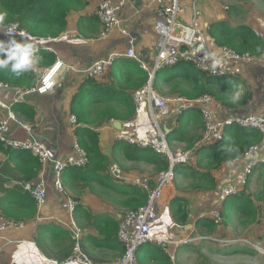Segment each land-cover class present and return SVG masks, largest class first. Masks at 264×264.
<instances>
[{"label":"crops","instance_id":"obj_1","mask_svg":"<svg viewBox=\"0 0 264 264\" xmlns=\"http://www.w3.org/2000/svg\"><path fill=\"white\" fill-rule=\"evenodd\" d=\"M100 1L101 0H88L87 5L83 9L73 11L69 14L66 29L59 36L55 37V40L52 42L53 51L41 50L43 51V54L49 55L53 59L51 63L45 64L44 61H46V59L41 58L40 60L38 58V55L41 51L36 54L34 64L40 69V71L51 67L57 61L61 63V66L54 78L56 86L53 88V90L43 94L34 92L25 95L19 101V103H26L31 106L35 110V115L31 119H28L24 116H15L19 121L31 127L33 131L32 135L35 136V138L44 141L54 157L64 158L67 156L71 152L74 140H77L75 136L76 122L75 124H72L69 120V117L72 115L70 113L69 104L73 94L77 91L81 82L87 78L84 76L81 70L85 69L89 63L95 59L104 57L108 53L114 51L120 55L126 48V39L117 30L112 31L106 38H101L100 23L98 24V31L94 33H85L78 30V19L81 16L96 15V9ZM159 3L160 0H141L140 3L131 0H125V3L120 11L121 25L127 28L131 33L136 34L138 37L137 49L150 51L152 54L154 51L156 38L153 28L156 17L155 9ZM184 3L185 8L183 12L186 14L190 13L192 24L186 23V16L184 14L182 15L183 18H180L181 20L178 22L182 25H189L195 29L196 37L194 38L192 50L200 52L209 58L211 57L213 59L210 60L212 66L226 69L227 75L230 74L234 77H237L238 79V83L232 84V87L230 86V90H225L223 92V97L225 99L224 102H220L219 100L212 98L211 104L209 105L210 110L219 119L244 114L261 115L264 117V50L260 55H252V60L250 62L233 61L231 59H228L224 62L220 61L219 59L215 61V57H220V46H218L214 39L210 36L209 26L211 23L217 21L231 23V15L229 11L220 0H197L195 2V10L191 7V1L189 3L188 0H185ZM186 11H188V13ZM231 24L233 25V23ZM246 24L251 26L258 36L264 38L263 21H251ZM2 25L4 24L0 23V37L3 33ZM23 42L26 43V41ZM29 44L32 43L30 42ZM118 58L129 59L122 55L118 56L116 59ZM136 64L140 68L138 63ZM108 69L101 77L97 78L98 81L103 83L112 82ZM240 85H246L248 88H236V86ZM164 88L165 87L163 85V89ZM168 89L169 86L167 87L166 91H168ZM12 94V91L0 89V96L7 102H10ZM247 94L248 98H246ZM133 95L134 93L132 96ZM165 95L171 94L166 93ZM172 95H177V93ZM144 110L147 114L143 113V115L139 116L138 112L137 119L131 128L121 130L140 139H144L146 134L151 130L149 113L146 109ZM199 113V110L196 107H193L181 113V117L175 118L171 122L170 126L172 128L177 127L184 117H189V119L185 120V130L186 137L191 140V144L188 145L186 140H180L179 138L169 140L167 137L169 145H173L171 146L172 148H180L177 147L179 145L189 148L195 143L197 139L201 137L203 124L199 123L200 125H198L192 120V116L194 118ZM6 116L7 112L0 108V120ZM135 116L136 114L133 116V118ZM113 121H115V119L107 121L96 128L99 134L98 137L100 150L108 157L110 164L115 163V158L123 157L120 162L121 164H124V166L125 164L131 163H144L153 167L152 164H148L146 162H135L128 160L123 156L121 151H118L116 154L113 153V143L118 139L117 135L121 131L113 126ZM122 122L123 121H121V123ZM9 126L10 133L13 137L27 138L29 136L17 123L11 121ZM170 126H168V130L171 128ZM231 126H228L224 130L223 136ZM259 132L262 134V140L256 144L258 145V151L254 156L264 155V133L261 131ZM196 160L197 156L195 155L193 157V166L195 165ZM244 162V153L240 158L223 161V163L213 171L217 186L212 191H188L189 194H187L186 192L182 191L180 186L176 188L172 183L173 181L169 182V185L163 189L162 197L158 205L160 214H164L166 216L160 219L158 223H156L157 221L155 222L156 225L166 226L165 233L168 234L166 238L172 239L175 238L176 235L187 233L188 230L184 227L188 228L192 226L193 229L190 227L191 231H199L195 225L197 219L201 217H210L208 216V212L205 213L195 210V199L193 200L192 211L189 197L192 196V194L195 197L197 196V198H201L203 193L213 194L214 204L217 201L219 188L224 184L230 183L236 178ZM0 165V197L7 189L17 188L18 186L22 189V183L25 182L20 181V175L16 170H14L15 165L8 159V156L2 152H0ZM263 166L264 162L260 163L255 168L247 183V185L250 183L253 176H259L258 180L260 183V188L256 192L257 194L263 187L264 169L259 170V168ZM40 170L41 166L37 172V175L26 182L35 181ZM124 173L126 177L141 176L138 174L129 173L127 171ZM153 173L154 174L149 178L151 185H154V180L158 171L155 169V172ZM45 174L47 180L48 197L42 207L39 208L36 204V212L32 218L25 220L15 218L13 216L6 217L0 208L1 217L24 223L23 227L6 228L0 230V264H52L50 261L51 259H55L57 261L64 259L68 256L67 254H69V252L66 254L67 256L65 255L63 258H60L61 255L58 256L59 251L52 246L53 241L51 240V233L56 234V232H59V228H63L68 231L66 224L69 222V219H74L75 223L82 229V239L86 236L92 237L98 235L97 230L91 225L92 222L87 220L85 216L77 213V206L94 214L109 215L112 218V221L117 223L118 228L119 216L122 215L121 212L123 210L132 209L125 207L123 204L122 201L124 196L121 193V189L130 186L138 187L137 185L125 180H116L109 173V181L107 182L108 184L110 183L109 186H104L102 184V182L105 180L103 178L97 179L98 181H92L89 186H84L82 185V181H78L76 183L75 189L73 190L69 189L67 178H63L61 175L64 192L60 194L52 187V171L50 167H45ZM188 179L189 178L182 176L181 180ZM247 185L245 187H247ZM138 188L145 193V191L140 187ZM175 196H183L188 199L189 206L187 211L189 214V219L185 225L177 224L169 212V207H167V205L169 206V201H171V199ZM65 197H70L75 201L74 211L69 212L68 210L62 208L61 201ZM260 202L264 203L263 201ZM257 205H259V203ZM262 207H264V205ZM235 216H237V214ZM234 217L232 219H234ZM191 218H193V220H191ZM40 224H42L44 228L42 232L37 231V226ZM156 229V233L160 235L161 233ZM47 245H49L50 248H48ZM154 245L164 252L163 255L166 254V256H168L170 251H165L163 247L156 243H154ZM190 246L191 245L185 247ZM87 247L89 248V251L92 255L96 257L100 256L103 261L99 262H105L113 259L110 255V252L106 249H101L100 247L96 246L94 247L92 244H87ZM176 247L178 246H174V248ZM155 255L164 257L163 255L159 254ZM168 257L171 260L174 258V254L172 253V255ZM149 264L163 263H161L158 259L152 258L150 254Z\"/></svg>","mask_w":264,"mask_h":264},{"label":"trees","instance_id":"obj_2","mask_svg":"<svg viewBox=\"0 0 264 264\" xmlns=\"http://www.w3.org/2000/svg\"><path fill=\"white\" fill-rule=\"evenodd\" d=\"M87 3L88 0H0V12L6 13L1 24L15 21L33 37H57L66 29L69 14L83 9ZM98 24L96 15L81 16L77 21V28L85 33H94L98 31ZM209 34L218 46L232 49L237 53L257 56L264 50V38L258 36L251 26L244 23L231 25L230 22H213L209 26ZM9 50L11 49L0 48V61L8 58ZM38 58L46 59L45 64L53 60L49 55L43 54V51L39 53ZM17 63L16 59H12L6 65H0V81L12 87L33 86L36 83V76L26 65L13 71V66ZM108 70L111 83L100 82L97 78H85L70 100V113L76 119L75 136L88 156V164L83 168L73 167L63 171L62 177L67 178L69 189L74 190L78 181H82L84 186H89L92 181L103 178L105 180L102 184L109 186L110 183L107 182L110 162L100 150L96 128L112 119L128 121L137 112L132 94L145 83L146 72L141 70L135 61L125 58L116 59ZM164 83L169 84L168 91H164ZM235 83H238L237 77L230 74L211 76L187 62H179L158 70L153 80L154 88L163 94L177 93L188 98H196L207 93L220 102L225 101L223 92L230 90ZM241 87L248 88L246 85L236 86L238 89ZM11 110L18 117L31 119L35 115V110L26 103H13ZM200 115L199 113L194 118L192 116V120L198 125L203 124ZM187 119L189 117H184L177 127L172 128L169 125L171 127L167 135L169 140L179 138L186 140L188 145L191 144V140L186 137ZM261 140L262 134L257 129L231 126L221 140L197 148L193 155L197 156L195 165L193 166V159L189 162L191 165L189 163L180 165L183 177L189 178L187 191L214 190L217 182L213 171L225 160L240 158L249 146ZM112 151L114 154L121 151L128 160L152 164L158 172L167 168L165 158L148 147H138L117 139L113 143ZM0 152L5 153L13 162L14 170L20 175L21 182L29 181L37 175L41 164L30 151L7 148L0 142ZM17 188L4 191L0 197L1 211L6 217L30 219L35 215L36 203L26 190L19 186ZM243 191L242 189L239 193L226 197L222 202L221 216L224 225L229 224L236 214L245 216L243 218L247 223L256 220L258 209L255 200L264 202V179L263 187L255 197L248 196ZM121 193L124 196L122 202L127 208H136L146 201V194L135 186L122 188ZM188 206V199L183 196H175L169 202L171 215L180 225H185L189 219ZM76 211L90 220L98 232L97 236H86L81 241L83 251L88 257L97 262L103 261L100 256L96 257L90 253L87 244L106 249L112 258L120 257L123 245L117 239V223L106 214H94L78 206ZM195 225L199 230L204 228L209 231H213L217 226L208 217L197 219ZM43 230L42 224L37 226V231ZM58 230L56 234L51 233L52 246L59 251L58 256L61 255L60 258H63L71 251V240L67 230L63 228ZM47 247L50 248L49 245ZM140 252L139 247L137 254ZM151 256L163 264H171L170 258L166 255Z\"/></svg>","mask_w":264,"mask_h":264},{"label":"built area","instance_id":"obj_3","mask_svg":"<svg viewBox=\"0 0 264 264\" xmlns=\"http://www.w3.org/2000/svg\"><path fill=\"white\" fill-rule=\"evenodd\" d=\"M190 1L192 9L195 10V2L197 0ZM124 3L125 0L100 1L96 9V16L101 25L100 37L106 38L112 31L117 30L126 39V48L120 55L134 60L146 72L145 83L133 95L137 107L136 116L122 122V129L131 128L137 119L139 110L143 108L149 113L151 130L144 139L125 133L123 130L119 132L117 138L138 147L150 148L156 154L165 158L167 168L157 173L154 185H151L149 178L144 176L126 177L116 163H111L109 173L114 179L128 181L137 185L146 193V201L143 205L129 209L119 216L117 239L123 245L122 254L110 262L93 261L82 249V229L75 223L74 219H69L66 228L72 240L71 251L67 257L60 261L51 259L52 264H137V251L146 242L156 243L168 252L169 245L182 241L178 240V242H175L172 239L156 237L152 233V227L157 221L158 205L162 190L175 178V168L179 165L188 164L193 159L194 152L200 146L221 140L224 130L230 125L254 128L264 133V117L261 115L244 114L224 119L217 118L209 108L212 97L207 93L196 98H188L178 94L165 96L159 94L153 86L156 72L179 62L191 63L200 71L211 76H223L227 71L226 69L212 66L210 60L213 59L211 57L209 58L200 52L192 50L194 38L196 37L195 29L189 25H182L176 20L177 14L181 11L180 0H160L157 5L153 25L156 36L153 54L150 51L137 49V35L121 25L120 11ZM2 31L3 33L0 37L2 46L0 48L11 49L13 40L17 43L26 41L24 44H29L30 42L33 44V49L30 52L31 63L26 66L37 77L36 83L30 87H12L8 83L0 81V89L13 92L10 102L5 101L0 96V108L7 112V116L0 120V142L7 148L30 151L38 158L41 164L38 177L35 181L22 183V186L40 208L45 204L48 197L45 167H50L52 171V187L55 191L62 194L64 192L61 181L63 171L72 167H85L88 164V156L75 139L71 152L67 156L64 158L54 157L47 144L35 138L32 135L31 127L19 121L11 110V105L19 102L25 95L34 92L43 94L53 90L56 86L54 78L61 63L57 61L51 67L41 71L34 64L36 54L39 51H53L52 42L55 37H33L15 21L2 25ZM219 51L220 57H215V61L219 59L224 62L231 59L233 61L250 62L252 60V55L249 53H237L226 47H220ZM120 55L115 51L110 52L104 57L93 60L81 72L87 78H99ZM57 63H59L58 68L55 67ZM193 107H196L202 115L203 130L201 137L190 148L174 149L167 140L169 130L165 125V119L171 113L181 114ZM69 120L72 124L76 122L74 115H71ZM11 121L21 126L29 136L21 139L13 137L9 126ZM257 151L258 145L249 146L244 152L245 162L236 178L219 188L218 200L208 212L209 217L216 225H220L223 222L221 205L224 199L244 189L255 168L264 162V155L254 156ZM61 205L62 208L72 212L75 208V201L70 197H65L61 201ZM23 226V222L0 216V230ZM254 248L258 249L257 244L254 245Z\"/></svg>","mask_w":264,"mask_h":264},{"label":"rangeland","instance_id":"obj_4","mask_svg":"<svg viewBox=\"0 0 264 264\" xmlns=\"http://www.w3.org/2000/svg\"><path fill=\"white\" fill-rule=\"evenodd\" d=\"M220 1L224 4V6H226L227 10L229 11L231 15V23H233V25L242 23L246 24L251 21L264 22V0ZM184 2L185 0H180L181 11L177 14L176 20H181L180 18H183L182 15L184 14L186 16V23L192 24L190 19V13H188L189 10L186 11L188 14L183 12L185 8ZM188 2L190 3V0H188ZM163 85L165 87L164 90L166 91L169 84ZM158 93L162 96H165V94L161 93L160 91H158ZM143 113L145 114L146 111L142 108L139 110V116L143 115ZM181 116L182 115L180 114L171 113L165 119V125L168 127L175 118ZM177 147L187 149L186 147H183V145H179ZM122 158L123 157L115 158V163L120 167L123 172L127 171L129 173L138 174L147 178H150V176L154 174L153 172H155L154 166L152 167L144 163H131L125 164L124 166V164H121L120 162ZM189 165L191 164L189 163ZM260 169H264V166L260 167L259 170ZM175 173V178L172 180L173 182H171L176 188L180 186L183 192L189 194L187 191V186L189 185L187 183L189 182V180H181L183 176V169L180 168V165L175 168ZM258 177L259 176L256 175L253 176L250 183L247 185V187H245L243 192H245L246 195L252 197L256 196V192L260 188ZM189 198L191 201L192 211L194 199L196 200V204L194 205L195 210L207 213L212 208L213 194L203 193L201 195V198H197V196L195 197L192 194V196H190ZM258 203L259 205H257ZM263 205L264 203H261L259 200H255V206H257L258 209V211L256 212L257 217L255 221H252L250 223H247V220L243 218L245 216L237 214V216H235L234 219L229 222V224L224 225L222 223L220 225H217L213 231H209L208 229H198L199 231H191L190 227L192 226L188 227L190 229L184 227L188 230L187 233H182L180 235H176L175 238H172L175 242H178V240H181L182 242H178L176 245L172 244L168 246V251H170L168 256H171L172 253L174 254V260L171 259V264H264V207H262ZM167 207L169 206L167 205ZM127 210H123L121 213L123 214ZM169 212L171 213L170 208ZM165 216L166 215L164 214H160L158 209V217L156 223H158V221H160V219L164 218ZM191 220H193V218H191ZM155 229L158 230L161 234H157ZM165 230V225L160 226L155 224L152 227V233L156 237L162 239H169L166 238L168 234L165 233ZM255 244H257L258 249L254 248ZM184 245L191 246L185 247ZM174 246L178 247L174 248ZM140 250L141 252L137 254L138 264H149L150 254H164V252L158 249L153 242L143 243L140 246ZM114 259L116 258L110 259L107 262L113 261Z\"/></svg>","mask_w":264,"mask_h":264},{"label":"clouds","instance_id":"obj_5","mask_svg":"<svg viewBox=\"0 0 264 264\" xmlns=\"http://www.w3.org/2000/svg\"><path fill=\"white\" fill-rule=\"evenodd\" d=\"M6 13L0 12V23L3 22ZM23 35V33H21ZM13 47L9 50L8 58L6 60L0 61V65H6L9 60L16 59L17 64L13 66V71L19 69L22 65H28L31 63L30 52L33 49L32 44L17 43L15 40L12 41ZM2 46V42H0ZM59 67V63L55 66ZM43 90V89H42Z\"/></svg>","mask_w":264,"mask_h":264},{"label":"water","instance_id":"obj_6","mask_svg":"<svg viewBox=\"0 0 264 264\" xmlns=\"http://www.w3.org/2000/svg\"><path fill=\"white\" fill-rule=\"evenodd\" d=\"M131 1H135V2H137V3H140V2H141V0H131ZM112 124H113V126H114L115 128H117L118 130H121V129H122V123H121V121H119V120H115V121L112 122Z\"/></svg>","mask_w":264,"mask_h":264},{"label":"bare ground","instance_id":"obj_7","mask_svg":"<svg viewBox=\"0 0 264 264\" xmlns=\"http://www.w3.org/2000/svg\"><path fill=\"white\" fill-rule=\"evenodd\" d=\"M168 184H169V183H168ZM168 184H167V185H168ZM167 185H166V186H167ZM166 186H165V187H166ZM165 187H164V188H165ZM164 188H163V189H164ZM162 192H163V190H162Z\"/></svg>","mask_w":264,"mask_h":264}]
</instances>
